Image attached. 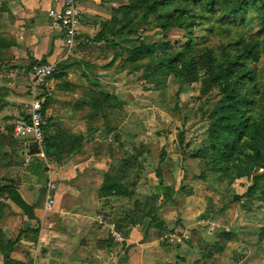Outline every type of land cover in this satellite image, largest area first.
Instances as JSON below:
<instances>
[{"label":"crops","instance_id":"0c3cea01","mask_svg":"<svg viewBox=\"0 0 264 264\" xmlns=\"http://www.w3.org/2000/svg\"><path fill=\"white\" fill-rule=\"evenodd\" d=\"M119 1L78 0V43L67 51L61 32L47 18V12L55 7L53 0H0V131L4 117L11 119L5 122L8 124L23 121L24 104L31 100L30 67L32 63H42L54 68L45 86L35 91L46 123L45 135L81 138L77 145L63 147L59 162L47 161L41 155L30 156L31 142L25 140V203L33 208L34 217L22 218L25 230L15 246L22 248V253L16 252L15 260L21 261L25 256V264H188V259H184L185 246L163 247L159 242L163 234L173 229L180 233L178 225L187 238L194 226H201L187 217L189 198L179 202V184L184 176L180 169L169 176L170 180L174 175L179 179L172 200L165 202L157 213L165 228L162 235L150 219L128 225L126 247L118 253L107 228L96 221L100 213L124 212V200L134 208L136 204L133 196L101 198L99 194L105 177L117 176L119 160L103 154L101 145L95 143L104 142L109 131L116 130L120 135L124 131V122H115L117 125L108 130L105 127L109 111L117 110L124 118L126 107L121 106L122 102L119 108L95 109L100 86L110 83V77L106 79L110 71L114 75V67L104 69L110 62L105 64L104 58L109 59V51L117 54L118 60L122 55L110 44L112 38L105 28ZM103 30L105 39L95 42ZM115 80L114 77L112 81ZM119 142L123 144V139ZM31 158L42 159L45 164L47 172L40 174V179L27 170ZM49 182L55 186L54 202L45 209L44 193ZM156 188L152 194L160 192L159 181ZM158 196L160 202L161 194Z\"/></svg>","mask_w":264,"mask_h":264},{"label":"trees","instance_id":"16d2710c","mask_svg":"<svg viewBox=\"0 0 264 264\" xmlns=\"http://www.w3.org/2000/svg\"><path fill=\"white\" fill-rule=\"evenodd\" d=\"M130 11H141L143 19L148 16L156 17V28L162 33L160 42L148 43L138 39L136 28L140 23H135L126 30L125 18ZM105 28L112 38L110 44L124 54V57L120 54V60L129 66L130 74L139 72L145 66L143 74L146 79L163 74L180 84L199 82L200 95L208 96L202 109L216 97L213 105L202 113L207 126L205 138L199 147L185 153L189 145L185 143L184 133H180L178 148L183 158L200 162L204 172L230 181H250L245 198L259 199L264 203V0H130L127 7L120 9L119 6L112 10ZM105 34L106 31L103 30L94 41L104 40ZM118 57L114 54L104 69L112 68ZM144 61L147 63L143 64ZM33 64L31 69L35 67ZM36 66H42V63ZM115 71L119 72V69L116 68ZM97 95V110L111 109L116 104L115 101V104L107 105L110 97L104 93L103 87ZM112 99L116 100L114 97ZM3 119L5 122L11 120L7 117ZM23 121L26 119L23 118ZM12 124L4 126L0 131V168L18 164L11 156L18 157L19 164L25 165V140L13 139ZM80 142L81 138L68 135L51 138L44 132L43 157L47 161L59 162L63 147ZM15 145H20V150L16 151ZM30 146L28 145L29 148ZM143 152L148 154L147 150ZM140 154L123 159L116 172L117 176L105 177L99 193L101 198L130 199L133 196L137 184L133 175L134 170L139 167ZM42 163V159L33 158L27 170L40 179V174L43 176L47 172ZM258 170L262 172L257 173ZM157 178L161 202L172 200V187L164 185L159 174ZM203 178V174L198 177L201 180ZM3 193L7 194V198L23 215L33 219V208L22 200L12 183L5 182L0 187V194ZM158 194L150 196L153 205L145 211H139L136 203L134 210L125 215L116 226L126 232L129 218L133 219L131 226L150 219L158 225V232L161 234L165 228L157 218L162 205L161 202L156 205ZM2 209L3 205L0 204V214ZM260 230L264 236V224ZM174 231L175 229L171 230L172 233ZM224 237L228 238L227 233H224ZM19 238L18 236L14 241L4 243L0 233L3 264H25L9 259Z\"/></svg>","mask_w":264,"mask_h":264},{"label":"rangeland","instance_id":"374dc122","mask_svg":"<svg viewBox=\"0 0 264 264\" xmlns=\"http://www.w3.org/2000/svg\"><path fill=\"white\" fill-rule=\"evenodd\" d=\"M129 4L130 0L119 1L120 9ZM125 20L127 21L126 30L132 28L135 23L141 24L136 28L138 39L148 43L160 42L162 33L156 28V17L148 16L143 19L141 11H130ZM107 56L109 59L104 58L105 64L112 59L113 52L109 51ZM121 56L124 57V54L122 53ZM144 63L147 62L144 61ZM113 67L114 75L110 71V76L106 78L110 77L111 84L108 82L103 85L104 93L110 97L107 105H113L116 101L114 106L119 108V102H122L121 106L125 105L126 109L124 118L123 114L121 115L117 110L109 111L110 118L106 120L105 127L108 130L109 127L117 125L116 123L124 122V131L121 135L117 134L116 130L112 133L109 131L105 135L104 142L95 144L101 145L103 154L106 153L110 158L119 160L118 166L123 159L141 153L138 158L139 167L134 170L135 179L131 177L137 183L133 198L139 205V211H145L153 205L149 198L153 192L157 191L159 181L157 175L159 174L164 185L171 186L174 191L178 187L179 179L174 175L170 180L169 176H171L170 173L180 169L184 176L179 184V189L181 188L179 202L189 198L187 217L194 222V225L201 221H208L209 224L194 226L189 231V238H178L169 246L175 247L178 244L185 246L187 253L184 259H188V264H264V236L260 230L264 224V203L259 199L245 198L246 190L251 182L245 179L230 181L228 178L204 172L200 162L187 157L183 158L178 148L180 133H184L185 143L189 145L185 153L197 149L205 138L207 122L202 113L216 101L214 93H212L214 101L202 109L208 96L200 95L199 82L180 84L172 77L163 74L146 79L143 74L145 66L139 72L130 74L129 66L123 60H117ZM116 68L119 72L115 71ZM113 76L116 78L114 82ZM11 124L4 121L1 125L3 128ZM12 125L14 126V123ZM121 139L123 144L119 142ZM14 149L20 150V145H15ZM143 150H147L148 154H144ZM10 158L18 164L0 168V187L5 182L12 183L25 202V165L19 164L20 159L16 156ZM202 174L204 178L198 179ZM127 202L128 200H124L121 205L125 209L124 212H111L104 215L117 224L134 209L133 204L130 203L132 204L130 205ZM160 202L157 200L156 205ZM161 203L163 206L165 202ZM0 204L3 205L0 214L2 240L4 243L12 242L19 234V240H21L25 230V222L22 218H25V215L7 198L6 193L0 194ZM177 221L179 222V219ZM178 227L177 230L184 236L183 228L179 225ZM225 229L228 232H225ZM224 233H227L228 238L224 237ZM17 251L22 253L20 245L16 248L14 246L9 259L25 263V256L21 261L15 260L18 258L15 256ZM0 264H3L1 253Z\"/></svg>","mask_w":264,"mask_h":264},{"label":"built area","instance_id":"2783aa9c","mask_svg":"<svg viewBox=\"0 0 264 264\" xmlns=\"http://www.w3.org/2000/svg\"><path fill=\"white\" fill-rule=\"evenodd\" d=\"M55 7L47 12V18L49 24L52 27L57 28L62 34L63 46L67 51H71L76 47L77 40V28L79 26L80 11L78 8V0H53ZM54 71L52 66L42 65L32 68L30 96L31 100L28 104H24V118L26 121L14 123L13 139L16 141L29 140L31 144L35 143L42 154V141L45 129V119L42 114V106L38 101L35 91L42 88L46 84L47 78H49ZM37 156V155H34ZM262 172V170H258ZM55 186L52 183H48L44 193V207L49 209L54 202ZM96 221L99 225L107 228L109 239L115 246L118 253H122L127 244V234L123 230L119 229L115 223L109 220L104 214H99L96 217ZM209 224L208 221H201L199 225ZM225 232H228L225 229ZM182 237L186 238L181 233H165L163 234L159 242L161 244H171L176 239Z\"/></svg>","mask_w":264,"mask_h":264},{"label":"water","instance_id":"95a60500","mask_svg":"<svg viewBox=\"0 0 264 264\" xmlns=\"http://www.w3.org/2000/svg\"><path fill=\"white\" fill-rule=\"evenodd\" d=\"M29 155L30 156H34V155H38L40 153L39 148L37 147V145L35 143L31 144L30 148H29ZM133 223V219L129 218L128 219V223L126 225V228L128 225H131Z\"/></svg>","mask_w":264,"mask_h":264}]
</instances>
